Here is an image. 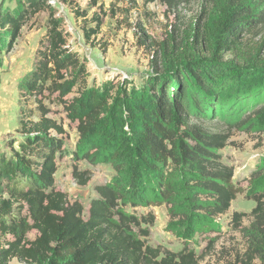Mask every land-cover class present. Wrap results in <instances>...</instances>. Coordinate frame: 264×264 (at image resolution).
I'll return each mask as SVG.
<instances>
[{
  "label": "trees",
  "instance_id": "16d2710c",
  "mask_svg": "<svg viewBox=\"0 0 264 264\" xmlns=\"http://www.w3.org/2000/svg\"><path fill=\"white\" fill-rule=\"evenodd\" d=\"M15 1L13 9L0 2V31L8 36L6 51L13 49L22 28L38 13L48 12V19L36 63L19 87L21 138L9 140L7 149L0 151V264L14 259L20 264H200L205 255H198L188 241L179 251L150 244L155 213L139 215L126 206L129 200L133 207L181 206L189 223L196 225L195 232H205L243 193L233 181L234 167L223 161L221 150L229 133L212 132L203 121L220 118L231 129L264 113V51L245 48L246 34L264 23V9L256 12L264 0H214L213 13L186 29L185 39H180V28L162 41L143 31L140 44L144 38L161 60L160 65L156 60L149 84L134 97L137 105L125 97L111 103V94L89 86L86 61L72 50L49 0ZM132 8L123 10L128 13ZM74 15L81 19L86 41L92 42L102 32V16L95 14L87 21L84 8H76ZM74 88L85 95L69 102L67 95ZM251 100L252 112H235ZM48 102L61 104L79 121L85 139L75 151L76 158L92 161L94 153L86 148V140L94 141L97 150L108 142L109 156L121 176L130 180L131 167L138 174L155 176V198L144 202L136 195L130 197L124 180L116 178L94 185L97 195L86 209L80 199L58 188V156L66 131L61 121L50 116L55 111ZM102 113L110 121L94 129L92 121ZM112 115L121 127L109 135ZM73 177L82 186L91 179L89 171L78 165ZM254 199L257 205L249 226H242V213L234 212L231 218L245 249L222 264H264L263 195Z\"/></svg>",
  "mask_w": 264,
  "mask_h": 264
},
{
  "label": "rangeland",
  "instance_id": "374dc122",
  "mask_svg": "<svg viewBox=\"0 0 264 264\" xmlns=\"http://www.w3.org/2000/svg\"><path fill=\"white\" fill-rule=\"evenodd\" d=\"M4 6L14 8L15 0H4ZM73 0L69 5L64 0H49L62 20V26L67 31L69 45L72 50L85 59L89 76L90 87H95L100 94H111L110 102H115L122 97L137 105L135 98L140 91L149 84V78L155 74L156 60L160 65V55L156 57L155 50H150L144 43L140 44L143 31L157 41L166 38L174 28H180V39H185L186 29L192 27L199 17L205 20L213 13L214 0H184L170 3L167 0ZM1 2V0H0ZM133 8L130 12L123 9ZM76 8L86 9L87 21H91L95 14L102 16V32L94 36L92 42L86 41L81 28V19L76 18ZM122 8V9H121ZM256 9L260 12L264 9ZM120 9V10H119ZM116 11V14H113ZM48 12L38 13L29 24L22 28L21 35L16 40L11 51H6L8 36L0 31V151L6 150V143L12 139L21 138L18 130L20 83L24 76L33 69L36 63V52L39 41L46 32ZM143 28V30L141 29ZM7 36V37H6ZM245 39L251 47L262 48L264 51V23L247 33ZM185 43V40H182ZM227 57H231L230 55ZM226 57V58H227ZM123 86V88H122ZM122 88V89H121ZM85 95L76 88L67 95L69 102ZM253 101L255 99L253 98ZM263 102V100H261ZM255 103V102H254ZM54 111L50 116L61 121L65 127L63 148L58 156V171L56 185L67 192L72 199H80L86 209L90 198L96 196L94 185L107 183L116 178L124 180V188L130 197L140 201L154 199L156 187L154 175L138 174L137 168L131 167L128 177L121 176V171L115 168L108 153V142H103L102 150L93 149L94 141H87L88 149L93 150L94 162L76 158L80 142L85 136L79 131V121L76 116L69 113L59 103H47ZM253 102L241 103L235 112H252ZM235 113V114H236ZM234 117V116H232ZM104 120H109L106 113L94 118L93 128L100 127ZM110 121V120H109ZM203 125L212 132L229 133L230 139L221 152L224 163L234 167L235 185L243 189L232 202L230 210L214 219L211 230L195 232L196 225H191L180 206L173 204L138 205L133 207L130 202L126 209L139 215L150 211L155 213L154 225H151L150 244L161 246L172 251H179L184 241H188L198 255L204 254L200 264H222L237 253L245 249V240L240 230H236L231 222L234 212L242 213V226H249L252 221V212L257 205L254 198L263 195L264 202V113L253 115V118L243 127L225 125V120H204ZM219 122V123H218ZM221 122V123H220ZM121 127L117 117L111 116L109 135ZM75 165L81 170H88L90 181L87 185H80L73 177ZM141 177V178H140ZM141 179V180H140ZM141 194V196H139ZM148 196V197H146ZM130 199V198H129ZM197 218V217H196ZM210 227V228H211ZM35 232L31 233L33 237ZM212 243V248L208 250ZM10 264H20L14 259ZM255 264H260L256 261Z\"/></svg>",
  "mask_w": 264,
  "mask_h": 264
},
{
  "label": "crops",
  "instance_id": "0c3cea01",
  "mask_svg": "<svg viewBox=\"0 0 264 264\" xmlns=\"http://www.w3.org/2000/svg\"><path fill=\"white\" fill-rule=\"evenodd\" d=\"M13 261V260H12Z\"/></svg>",
  "mask_w": 264,
  "mask_h": 264
}]
</instances>
